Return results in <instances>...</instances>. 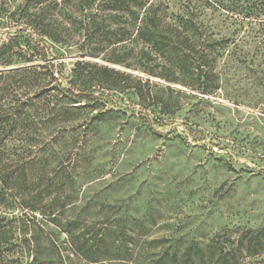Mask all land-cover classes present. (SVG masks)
<instances>
[{"label": "trees", "instance_id": "trees-1", "mask_svg": "<svg viewBox=\"0 0 264 264\" xmlns=\"http://www.w3.org/2000/svg\"><path fill=\"white\" fill-rule=\"evenodd\" d=\"M16 1L0 6V264H247L259 255L264 225L220 229L239 235L229 248L230 237L157 235L174 224L95 206L79 179L102 173L100 142L117 138H103V125L117 134L141 119L156 135L154 124L183 108L179 91L152 92L115 65L135 69L154 55L169 66L146 73L173 83L168 72L193 64L209 94L225 56L261 80L264 0ZM124 94L136 101L117 102Z\"/></svg>", "mask_w": 264, "mask_h": 264}, {"label": "rangeland", "instance_id": "rangeland-1", "mask_svg": "<svg viewBox=\"0 0 264 264\" xmlns=\"http://www.w3.org/2000/svg\"><path fill=\"white\" fill-rule=\"evenodd\" d=\"M133 64L135 69L115 67L148 79L152 92L166 93V86L179 91L183 108L171 123H155L156 135L141 119H131L117 134V125L101 127L103 138H117L100 142L102 150L93 164L102 173L91 182L87 173L79 179L93 195L91 203L118 208L127 220L146 217L174 224L157 235L204 241L223 236L232 242L222 245L238 246L239 235L219 230L264 225V77H253L244 64L223 56L216 63L219 71L226 66L223 82L215 93L205 94L193 64L186 72H168L178 78L173 83L146 73L164 74L167 69L161 67L169 66L154 55L136 58ZM253 69L263 70L264 76V66ZM135 101L130 94L117 97L123 105ZM262 260L264 249L245 258L247 264H264Z\"/></svg>", "mask_w": 264, "mask_h": 264}]
</instances>
